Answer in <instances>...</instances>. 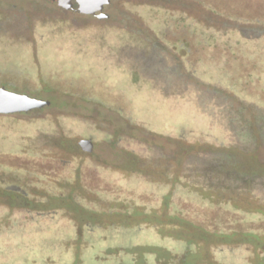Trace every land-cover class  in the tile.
<instances>
[{
    "label": "rangeland",
    "instance_id": "obj_1",
    "mask_svg": "<svg viewBox=\"0 0 264 264\" xmlns=\"http://www.w3.org/2000/svg\"><path fill=\"white\" fill-rule=\"evenodd\" d=\"M63 11L0 0V87L53 98L0 117V241L33 222L12 264L131 260L120 246L264 264V0H109L74 28Z\"/></svg>",
    "mask_w": 264,
    "mask_h": 264
},
{
    "label": "trees",
    "instance_id": "obj_2",
    "mask_svg": "<svg viewBox=\"0 0 264 264\" xmlns=\"http://www.w3.org/2000/svg\"><path fill=\"white\" fill-rule=\"evenodd\" d=\"M9 50H10V48L1 49L0 55L7 54V51H9ZM24 51H26V50H24ZM39 53H40V51H39ZM31 54H32V56H35L32 51H31ZM38 56L39 55L36 54V57H38ZM16 69H18V70H16ZM10 70L12 73H15L16 76H18V73H22V69L20 68V66L19 67L13 66L10 68ZM6 74L7 73L5 71V68L0 67V76L4 77L5 79L9 78V76ZM11 78H14V77H11ZM5 79L0 80V83H3V84H6L7 86H10L11 84H8V81H6ZM165 107H166V105H165ZM257 109H260V108H257ZM166 110H167V108H166ZM167 111H170V110H167ZM203 117L206 119L205 116H203ZM258 125H259V123L256 125L255 130L258 132V134L262 135V133H264V130L258 129V127H257ZM214 131L215 132H218V131L221 132V128L218 126ZM29 218L30 219H39L38 216H33V217L30 216ZM27 221H28V219H21L19 221H16V222H24V223L12 226V228L9 229L8 232H6L9 234V236L8 235L5 236L6 237L5 242L2 243L0 241V252H3L4 254L6 252L10 253V255L7 259H6V257L4 259H0V264H12L15 262V260H17L18 252L21 250V247L24 246V242L22 241V239L20 237L21 233L23 232V228H24V226H27V225L30 227V225L33 224V222H27ZM48 226H49V228H53L54 226H59L61 228V230H63L64 232L61 231L60 233H57L56 234V240L61 241V242H65L66 241L65 239L67 238L66 235L68 234L67 232L72 225L70 222H63V223L50 222L48 224ZM131 230L132 231H138L140 229L135 227ZM1 233L2 234H0V239L3 235V232H1ZM27 234H29V233H27ZM91 245H92V243H91ZM60 249L61 250H58L57 253H59V252L62 253L64 251L61 247H60ZM135 251H137L136 248L134 250H129L128 246H125V247L120 246V247H116L112 253H110V252L109 253L111 255H117L120 253H125V254H130L132 256L131 260L128 257H123L120 260L119 264H152L151 262L149 263L148 261L145 260V257L147 255H157L158 257H157V261L155 264H162L163 262L161 261V259H165L168 256H169V259H174V260L180 259V256H181V255H172L168 252H164L162 250H157V249L152 248V247H144L140 250V252L138 254L134 253ZM137 255L139 256L138 261L136 260ZM49 256H50V254H47L45 256V259L48 260V259H51L52 257H54L52 255H51V257H49ZM184 256L185 255L183 254L181 257L183 258ZM53 260H55V259H53ZM56 260H58L59 264H62L60 262L59 258H56Z\"/></svg>",
    "mask_w": 264,
    "mask_h": 264
},
{
    "label": "water",
    "instance_id": "obj_3",
    "mask_svg": "<svg viewBox=\"0 0 264 264\" xmlns=\"http://www.w3.org/2000/svg\"><path fill=\"white\" fill-rule=\"evenodd\" d=\"M64 6L79 13L94 15L102 11L109 0H59ZM100 17V15L98 16ZM47 102L30 98L26 95H19L0 88V115L28 112L40 108Z\"/></svg>",
    "mask_w": 264,
    "mask_h": 264
},
{
    "label": "flooded vegetation",
    "instance_id": "obj_4",
    "mask_svg": "<svg viewBox=\"0 0 264 264\" xmlns=\"http://www.w3.org/2000/svg\"><path fill=\"white\" fill-rule=\"evenodd\" d=\"M58 3H59V7H61V9L62 10H64L63 12H64V17L65 18H67L68 17V15H70V16H73V18H70V16L68 17V18H70L71 20H66L67 21V23L70 25V27L71 28H74V27H76V23H75V20H74V16H76L77 14H80V15H84L85 17H91V18H93V19H95V20H98V19H105L106 18V15L105 14H103V12L102 11H99V12H96L94 15H88V14H83V13H79V12H77V11H75V10H73V9H71V8H69V7H66V6H64V4L63 3H61L59 0H58ZM66 14H67V17H66ZM100 15V17H98ZM121 48V50L122 51H124V47L123 46H121L120 47ZM119 48V49H120ZM61 49H64V48H61ZM41 51V50H40ZM123 54H124V52H123ZM8 87H10V86H8ZM0 88H3V87H0ZM5 89V88H4ZM10 89H16V88H14V87H10ZM7 90V89H6ZM7 91H10V92H12V93H16V94H19V95H26V96H28V97H30V98H33V99H38V100H41V101H44V102H47L46 104H44L42 107H40V108H36V109H32V110H30V111H28V112H21V113H14V114H8V115H0V117H10V116H12V115H16V114H18V115H26V114H28V113H30V112H33V111H42V110H46V109H49V108H51L52 107V104L50 103V101L49 100H53V98H48V99H45V100H42V99H40L39 97H40V94L39 93H37V94H34V95H30L29 93L30 92H27V93H24V92H20V93H17V92H14V91H11V90H7ZM32 94V93H31ZM35 95H38V96H35ZM53 109H54V107H53ZM82 142L80 143L81 145V148H83V146H85L86 148V150H91L92 149V145H93V143L90 141V140H81ZM7 190L8 191H10V192H13V193H16V194H19V195H24V190L21 188V187H19V186H17V187H15V186H8L7 187Z\"/></svg>",
    "mask_w": 264,
    "mask_h": 264
}]
</instances>
